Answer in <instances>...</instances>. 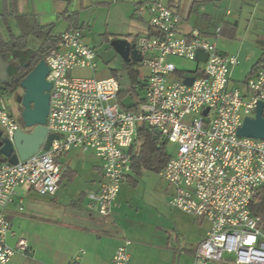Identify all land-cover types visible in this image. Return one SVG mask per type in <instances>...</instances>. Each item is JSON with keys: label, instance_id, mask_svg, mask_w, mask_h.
Listing matches in <instances>:
<instances>
[{"label": "built area", "instance_id": "2783aa9c", "mask_svg": "<svg viewBox=\"0 0 264 264\" xmlns=\"http://www.w3.org/2000/svg\"><path fill=\"white\" fill-rule=\"evenodd\" d=\"M144 12L149 15V29L158 36L130 40L149 69L144 95L128 91L136 106L133 111L122 109L117 78L72 75L75 70L99 69L98 53L87 45L81 30L62 34L46 53L47 80L52 84L46 128L58 139L49 151L42 148L29 160L0 164V264H10L17 252L30 251L24 238L16 249L8 244L12 222L7 207L22 187L55 197L65 173L61 159L73 150L92 152L101 162L102 182L99 191L89 195V208L110 216L132 171L131 150L143 125L178 146L176 156H170L159 173L174 189L171 207L210 224L193 264H264V221L252 212L264 187V140L238 135L245 120L256 117L259 103L264 104V66L246 80L244 91L237 89L232 74L240 65L239 56L222 55L217 44L197 30L181 35L178 5L150 2L139 8L141 15ZM199 50L208 55L206 63L196 60ZM172 58L203 67L173 81L178 68ZM186 78H194L191 86ZM22 128L9 103L0 98L3 138L14 142ZM130 244L126 240L118 248L113 264H133Z\"/></svg>", "mask_w": 264, "mask_h": 264}, {"label": "crops", "instance_id": "0c3cea01", "mask_svg": "<svg viewBox=\"0 0 264 264\" xmlns=\"http://www.w3.org/2000/svg\"><path fill=\"white\" fill-rule=\"evenodd\" d=\"M1 1L0 19L14 18L21 29V35L23 25L21 20L36 19L42 27H53L52 33L57 37L74 29L81 30L85 42L93 49H96L92 46L95 43H104L111 47V43L116 39L130 41L132 38L148 35L150 32L149 15L146 12L141 15L139 8L150 2L161 1L167 6L178 5L183 17L178 29L179 33L187 36L193 30H197L204 38L215 43V37L233 39L234 33H237L242 22L250 26L258 14H264V0H15L17 2L16 13L13 12V0ZM5 15L8 16L5 17ZM218 29H221L220 36L216 35ZM260 42L264 44V37ZM30 45L35 47L36 51L40 46V41L35 37H30L27 40V47ZM217 47L219 49L218 44ZM219 51L224 55L239 56L240 65L234 73L241 66L249 65L252 67L251 72L258 71L264 66L263 62L254 69L255 65L264 58V50L258 49L257 52L252 50L255 60L249 61L248 57H242L240 52ZM100 63L96 72L89 70H75L74 72L86 73L89 77L95 76L101 70ZM123 63L125 69L126 63L124 61ZM141 66L148 70V74L143 75L139 70L137 91L134 93L143 96L149 69L142 63ZM246 69L248 68H245V71ZM107 75L105 78L115 77L122 85L118 70H110ZM243 87L245 90V82ZM123 91H132V85L129 89H125L122 85ZM127 98L122 100L124 104L135 105L132 100L128 102ZM11 110L19 118L16 107L11 106ZM168 145L169 143L167 147ZM139 149L140 142L132 149L133 155ZM61 163L65 173L55 197L40 196L28 187H22L18 191L15 202L7 207L6 212L12 222V233L8 237V244L12 248L16 249L18 240L24 238L33 253L36 251L39 253L41 248L48 253L47 259L42 260V264H113L116 251L127 240L131 242L128 251L133 264H193V255L210 230L208 222L198 220L173 208L193 218L196 224L204 228L191 245L184 247V251L189 253L184 254L173 250L169 241L164 247L143 244L139 240L142 236L143 223H139V229L130 230L127 214L129 206L124 202L125 196L121 195V191L110 216L102 217L98 211L89 208V195L98 192L102 182L101 162L92 152L83 153L73 150L61 159ZM145 170L142 169L140 174ZM159 173L156 172L160 177ZM125 182L132 186L139 183L133 169L122 185ZM78 183L79 191L76 194L68 195V188L63 189L62 220L44 219L45 216L60 214L61 209L57 206L62 204V198L59 197L60 202L57 197L61 193L62 185L73 187ZM168 186L171 197L174 189ZM33 194L37 197L32 196ZM26 257L27 255L22 252H17L10 264H25Z\"/></svg>", "mask_w": 264, "mask_h": 264}, {"label": "rangeland", "instance_id": "374dc122", "mask_svg": "<svg viewBox=\"0 0 264 264\" xmlns=\"http://www.w3.org/2000/svg\"><path fill=\"white\" fill-rule=\"evenodd\" d=\"M0 13H2L1 0ZM252 22L253 23L252 25L250 24V26L248 23L242 22L233 39L215 37L219 50L231 53L240 52L242 57H248V61L255 60V55L252 53V50L256 52L258 49L264 50V44L260 42L261 38L264 37V14H258ZM0 29L2 38L7 43L13 42L15 37L21 35V29L18 27V23L12 17L1 20ZM244 45L245 48H243ZM92 46H95L97 49L95 50L100 56L98 57V60L101 62V70L95 76L98 78H105L108 76L107 72H110V70H118L122 85H124L125 89H129L131 87L129 74L127 70L123 68V60L116 51L104 43H95V45L92 44ZM34 48L30 45L26 49L15 50L12 52V56L17 59L20 64L24 65L33 56L35 52ZM171 62L178 68V73L171 78L173 81L180 80L187 75H192L198 68L203 67V65L196 61H189L180 58H172ZM246 66L239 67L236 73L233 71V85L237 89L244 90L243 83L246 82V79L252 70V67H249V65ZM245 68H248L246 69L247 71H245ZM139 70L143 75L148 74V70L143 66H141ZM72 75L89 77L88 74L82 72H73ZM129 93L130 92L127 91V95H129ZM23 94V90L20 89L15 96H5L3 99L10 104L12 102L11 106L16 107L17 109V98ZM127 99L128 102L131 100L130 97ZM167 151L171 156H176L178 146L170 143L167 147ZM136 178L139 181L136 186H132L131 184H128V182H125L121 185L120 189L121 195L125 196L124 202L129 206L127 214L130 230L139 229V223L142 222V236L139 240L143 244L164 247L169 241L168 243L173 250L179 253L188 254V251H184V247L191 245L204 228L196 224L193 218L180 211L174 210L171 207L170 200L174 193L170 197V193L168 192L169 186L158 176V174H156V172L145 170L142 174L136 175ZM65 188H68V195L76 194V192L79 191V183L73 187H63L62 185L61 193H59L57 197V200L60 202L61 200H59V197L61 196L62 198V204L57 206L61 209V212L59 211L60 214H54V216L52 215L51 217L45 216L44 219L49 218V220L53 221H58L59 219L62 220L63 189ZM32 196L37 197L35 194ZM205 226H208V224H205ZM47 256L48 253L44 248H41L39 253L37 251L36 253H33L30 249L25 259V264H42V260L47 259Z\"/></svg>", "mask_w": 264, "mask_h": 264}, {"label": "water", "instance_id": "95a60500", "mask_svg": "<svg viewBox=\"0 0 264 264\" xmlns=\"http://www.w3.org/2000/svg\"><path fill=\"white\" fill-rule=\"evenodd\" d=\"M111 47L126 63H142L143 57L137 52L135 46L127 39H116ZM224 55L223 53H221ZM198 62L206 63L208 55L199 50L196 55ZM9 61L6 55H0V83L5 85L9 80ZM50 69L45 60L41 61L35 69L22 81L21 89L24 94L17 98V103L22 107L21 118L23 128L18 130L14 142L3 138L0 130V155L8 160L11 165L26 161L37 155L42 148L49 151L57 135L48 134L46 128L50 113V99L52 84L47 78ZM194 78H186L185 83L191 86ZM209 110L204 112L207 116ZM238 135L244 138L264 140V104L259 103L254 119L247 118L239 129Z\"/></svg>", "mask_w": 264, "mask_h": 264}, {"label": "trees", "instance_id": "16d2710c", "mask_svg": "<svg viewBox=\"0 0 264 264\" xmlns=\"http://www.w3.org/2000/svg\"><path fill=\"white\" fill-rule=\"evenodd\" d=\"M12 7L14 13H16L17 2L12 1ZM8 15H5L7 17ZM26 21H22V35L20 37H15L13 42H6L2 38L0 32V55H7L12 53L15 50L26 49L27 40L30 37H35L40 41L39 48L34 52L33 56L29 61L23 66L19 72V75L13 78L5 85H0V98L5 96H14L19 89H21L22 81L35 69V67L46 58V53L59 41L60 36H54L52 31L53 27H42L39 25L36 19L29 20L25 18ZM75 30V29H74ZM235 35V33H234ZM149 37L158 36L156 33L150 30ZM136 38V37H135ZM264 62V58L261 59L254 67L256 69L261 63ZM141 63H130L125 65L127 70L131 85L132 91H137L138 79L140 76L139 68ZM255 70L250 73V76L255 74ZM127 91H123L120 95V100L126 99ZM122 109L125 111H133L135 105H126L123 102L121 103ZM20 124L23 126V120L21 116L18 118ZM160 133L148 126H141L138 130V142H140L139 151L133 155L132 160V169L136 175H140L142 169L161 172L168 161L170 160V155L167 152V142L161 141ZM8 160L0 155V164L7 163ZM252 212L256 217H260L264 221V187L260 190L257 200L252 206Z\"/></svg>", "mask_w": 264, "mask_h": 264}, {"label": "flooded vegetation", "instance_id": "af4514ba", "mask_svg": "<svg viewBox=\"0 0 264 264\" xmlns=\"http://www.w3.org/2000/svg\"><path fill=\"white\" fill-rule=\"evenodd\" d=\"M6 56H7V60H8L9 63H10L9 68H8V72H9V80H8V82H9V81H11L13 78H15V77H17V76L19 75V72H20L21 68H22L23 66H25V64H24V65L20 64V63L18 62V60L15 59V58L12 56V53L7 54ZM8 82H7V83H8ZM7 83H6V84H7ZM0 85H2V84L0 83ZM19 90H20V89H19ZM19 90H18V91H19ZM18 91H17V92H18ZM23 93H24V91H23ZM16 94H17V93H16ZM14 96H15V95H14ZM17 112H18V116H21V113H22V107H21L20 105H18Z\"/></svg>", "mask_w": 264, "mask_h": 264}]
</instances>
